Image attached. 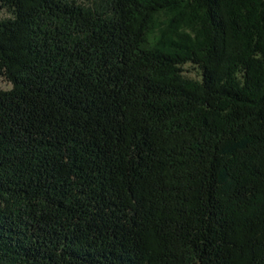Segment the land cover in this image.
Listing matches in <instances>:
<instances>
[{"label": "trees", "instance_id": "obj_1", "mask_svg": "<svg viewBox=\"0 0 264 264\" xmlns=\"http://www.w3.org/2000/svg\"><path fill=\"white\" fill-rule=\"evenodd\" d=\"M88 1L0 0V264H264V0Z\"/></svg>", "mask_w": 264, "mask_h": 264}, {"label": "rangeland", "instance_id": "obj_2", "mask_svg": "<svg viewBox=\"0 0 264 264\" xmlns=\"http://www.w3.org/2000/svg\"><path fill=\"white\" fill-rule=\"evenodd\" d=\"M81 2H89L88 0H81ZM12 13L6 9L0 11V21L7 20L12 18ZM186 75L190 78L199 79L200 72L194 69L192 66L187 65L185 66ZM11 84L8 83L4 78L0 77V90H10Z\"/></svg>", "mask_w": 264, "mask_h": 264}]
</instances>
